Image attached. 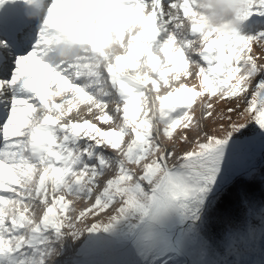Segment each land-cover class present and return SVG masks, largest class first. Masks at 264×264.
<instances>
[{
    "label": "snow or ice",
    "instance_id": "snow-or-ice-1",
    "mask_svg": "<svg viewBox=\"0 0 264 264\" xmlns=\"http://www.w3.org/2000/svg\"><path fill=\"white\" fill-rule=\"evenodd\" d=\"M257 146L264 0H0V264H248Z\"/></svg>",
    "mask_w": 264,
    "mask_h": 264
},
{
    "label": "trees",
    "instance_id": "trees-1",
    "mask_svg": "<svg viewBox=\"0 0 264 264\" xmlns=\"http://www.w3.org/2000/svg\"><path fill=\"white\" fill-rule=\"evenodd\" d=\"M238 192L247 193L249 199L257 207L264 206V167H258L251 177L247 178L243 184H241ZM253 225L257 226V236L259 237V220L253 219L251 221ZM214 228L212 236L214 240H222L226 229H233L238 232L242 239L245 232H242L243 228L246 229V216L244 208L240 205L237 194L232 193L228 199L224 201L223 208L220 209L213 218Z\"/></svg>",
    "mask_w": 264,
    "mask_h": 264
},
{
    "label": "rangeland",
    "instance_id": "rangeland-1",
    "mask_svg": "<svg viewBox=\"0 0 264 264\" xmlns=\"http://www.w3.org/2000/svg\"><path fill=\"white\" fill-rule=\"evenodd\" d=\"M252 172L255 171L258 167H264V155L260 153L259 146L256 148L255 158L252 161ZM259 231V230H258ZM242 232H245V227ZM257 234V232H256ZM257 236V235H256ZM218 243L222 244L223 241L217 240ZM241 257H230L233 259H243L248 262V264H260L261 260H264V246L261 244L260 235L255 238L254 241L245 240L243 237L241 239Z\"/></svg>",
    "mask_w": 264,
    "mask_h": 264
}]
</instances>
